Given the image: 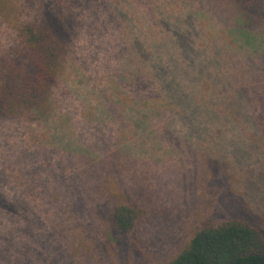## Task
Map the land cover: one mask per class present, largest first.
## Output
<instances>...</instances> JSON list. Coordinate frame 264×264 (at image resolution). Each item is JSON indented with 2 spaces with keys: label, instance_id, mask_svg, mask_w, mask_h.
Returning a JSON list of instances; mask_svg holds the SVG:
<instances>
[{
  "label": "rangeland",
  "instance_id": "374dc122",
  "mask_svg": "<svg viewBox=\"0 0 264 264\" xmlns=\"http://www.w3.org/2000/svg\"><path fill=\"white\" fill-rule=\"evenodd\" d=\"M148 2L0 0V70L26 25L70 36L44 115L0 118V264H167L228 221L264 241V58L231 59L240 44L204 0ZM154 10L151 27L130 28L129 14ZM202 94L198 120H169L173 98ZM69 141L92 155L70 156ZM119 204L139 215L113 236Z\"/></svg>",
  "mask_w": 264,
  "mask_h": 264
},
{
  "label": "trees",
  "instance_id": "16d2710c",
  "mask_svg": "<svg viewBox=\"0 0 264 264\" xmlns=\"http://www.w3.org/2000/svg\"><path fill=\"white\" fill-rule=\"evenodd\" d=\"M204 1L211 8L219 9L217 14L226 20V24L231 29L230 32L240 44L237 46V52L241 55L232 56L231 59L264 58V36L258 34L253 36L249 30L254 28L247 26L253 21L256 26L257 21L264 17V0ZM147 4L153 7L150 0ZM138 14H129V17L134 20L130 22V28L151 27V21L155 20V10L153 15H144L142 12ZM205 15L203 12L194 14L198 21L208 17ZM164 24L167 27V23ZM123 26L122 21L117 24L120 38H123L121 33ZM184 35L189 33L186 31ZM20 38L21 42L13 49L12 56L1 65L3 68L0 70L2 73L0 118L32 113L36 117L44 115L46 102L51 92L58 86V72L70 43L68 30L58 23L48 25L31 23L20 30ZM184 48L195 54L193 49H187L185 46ZM134 51H136L135 48ZM199 72L202 73L201 70ZM207 75L210 77L209 72ZM169 98L160 96L159 99L162 104L173 105V101L176 104V110L172 113L175 117H170L169 120H198L197 116L192 117V109L196 108L203 98L209 97L202 94L199 100L191 99L186 104L184 101L182 105H179L176 98H173V101ZM145 120H148V117ZM74 145L77 146L74 141H69L66 145L63 144L62 149L70 156H84V153L92 155L85 149L86 147L76 148L73 147ZM198 150L197 153H199ZM138 215L139 210L133 205H115L106 217L109 232L113 236L127 234L132 230ZM3 248L0 241V251ZM167 264H264V241L258 230L240 221H228L218 226H204L192 235L183 249Z\"/></svg>",
  "mask_w": 264,
  "mask_h": 264
}]
</instances>
